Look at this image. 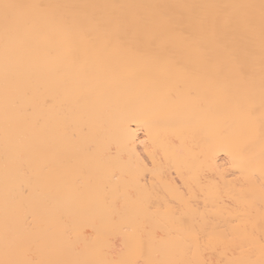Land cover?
Returning <instances> with one entry per match:
<instances>
[{"label":"bare ground","instance_id":"obj_1","mask_svg":"<svg viewBox=\"0 0 264 264\" xmlns=\"http://www.w3.org/2000/svg\"><path fill=\"white\" fill-rule=\"evenodd\" d=\"M133 259L264 264V0H0V264Z\"/></svg>","mask_w":264,"mask_h":264},{"label":"snow or ice","instance_id":"obj_2","mask_svg":"<svg viewBox=\"0 0 264 264\" xmlns=\"http://www.w3.org/2000/svg\"><path fill=\"white\" fill-rule=\"evenodd\" d=\"M2 6H3L5 9H8V8H10V7H13L12 5H9V4H7V3L3 4ZM152 163H154V161H153ZM145 167H146V165H145ZM151 170H152L153 172L155 171L154 168L151 169ZM189 198H190V197H189ZM195 239H196L197 241H199L200 237L197 236V237H195ZM135 243H136L137 247H142V242H141V241L137 240ZM218 243H219V241L214 240L213 237H211V236H206V237L204 238V245H203V246L205 247V249H207V248H210V247H214V246L217 245ZM124 264H150V262H142V261H140V260H138V259H133V260L125 261ZM197 264H206V262H205V261H199V262H197Z\"/></svg>","mask_w":264,"mask_h":264}]
</instances>
